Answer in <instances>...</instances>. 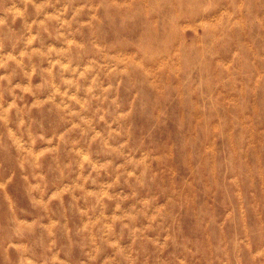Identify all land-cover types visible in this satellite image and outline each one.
<instances>
[{
	"label": "rangeland",
	"instance_id": "374dc122",
	"mask_svg": "<svg viewBox=\"0 0 264 264\" xmlns=\"http://www.w3.org/2000/svg\"><path fill=\"white\" fill-rule=\"evenodd\" d=\"M0 264H264V0H0Z\"/></svg>",
	"mask_w": 264,
	"mask_h": 264
}]
</instances>
